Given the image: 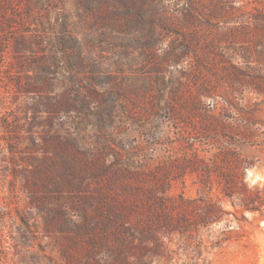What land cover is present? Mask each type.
I'll return each mask as SVG.
<instances>
[{
	"label": "rangeland",
	"instance_id": "374dc122",
	"mask_svg": "<svg viewBox=\"0 0 264 264\" xmlns=\"http://www.w3.org/2000/svg\"><path fill=\"white\" fill-rule=\"evenodd\" d=\"M0 264H264V0H0Z\"/></svg>",
	"mask_w": 264,
	"mask_h": 264
},
{
	"label": "trees",
	"instance_id": "16d2710c",
	"mask_svg": "<svg viewBox=\"0 0 264 264\" xmlns=\"http://www.w3.org/2000/svg\"><path fill=\"white\" fill-rule=\"evenodd\" d=\"M2 28V27H1ZM148 200L141 201L138 206L130 207L129 209H125L124 213L120 212L119 214L116 212V208L112 205V203H109V210H108V216H107V226L112 229L114 224L117 223L116 220H120L123 230L125 231V238L126 239H132L136 237V226L131 224L128 220L130 218V213L132 211H136V208L138 209H144L145 214L143 217H139L138 221L140 222V228L141 232L144 234L148 233L153 238L159 239V234L157 233V228L162 226V223L169 222L168 217L165 215L164 210L167 208V205L169 202L172 201V199L168 196L162 195V196H156L153 197H147ZM192 206L188 207L187 209L191 212H194L195 218L192 220H188L183 214L177 218V221L173 223V226L177 230H181L180 226H187V224L194 225V224H201V220H203V217H201V214H199L198 209L201 207V203L198 199H194L190 201ZM141 204V206H140ZM217 206H212V212H215ZM124 209V208H123ZM143 210V211H144ZM123 213V214H122ZM116 235V234H115Z\"/></svg>",
	"mask_w": 264,
	"mask_h": 264
}]
</instances>
